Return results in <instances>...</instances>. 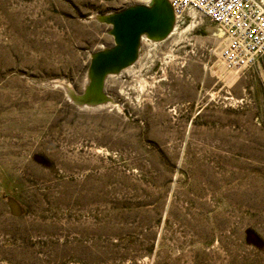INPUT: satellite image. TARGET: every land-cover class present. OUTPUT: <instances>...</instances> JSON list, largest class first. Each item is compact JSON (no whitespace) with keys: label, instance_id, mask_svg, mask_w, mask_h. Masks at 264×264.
<instances>
[{"label":"rangeland","instance_id":"1","mask_svg":"<svg viewBox=\"0 0 264 264\" xmlns=\"http://www.w3.org/2000/svg\"><path fill=\"white\" fill-rule=\"evenodd\" d=\"M152 2L0 0V264H264V55L188 11L82 97L99 17Z\"/></svg>","mask_w":264,"mask_h":264},{"label":"water","instance_id":"2","mask_svg":"<svg viewBox=\"0 0 264 264\" xmlns=\"http://www.w3.org/2000/svg\"><path fill=\"white\" fill-rule=\"evenodd\" d=\"M174 18L168 0H153L150 5L131 6L121 12L99 17L101 22L111 26L110 35L114 38L115 46L92 56L90 85L82 97L94 100L95 105L103 103L106 76L119 73L137 60L142 36L157 41L167 38L175 23Z\"/></svg>","mask_w":264,"mask_h":264},{"label":"built area","instance_id":"3","mask_svg":"<svg viewBox=\"0 0 264 264\" xmlns=\"http://www.w3.org/2000/svg\"><path fill=\"white\" fill-rule=\"evenodd\" d=\"M175 17L194 11L216 24L225 38L221 57L236 71L264 55V0H168Z\"/></svg>","mask_w":264,"mask_h":264},{"label":"bare ground","instance_id":"4","mask_svg":"<svg viewBox=\"0 0 264 264\" xmlns=\"http://www.w3.org/2000/svg\"><path fill=\"white\" fill-rule=\"evenodd\" d=\"M176 19V17L174 18V20ZM174 25H175V23L173 24V26H172V29H171V32H172V30H173V28H174ZM170 32V33H171ZM65 83V82H64ZM60 84H62V83H60ZM63 85V84H62ZM65 89H66V92H68L67 94H69V96L70 97H72L73 99H75V97L73 96V92L71 91V89L69 88V87H65ZM76 96V95H75ZM77 102H79V103H82V100H78V99H75Z\"/></svg>","mask_w":264,"mask_h":264}]
</instances>
